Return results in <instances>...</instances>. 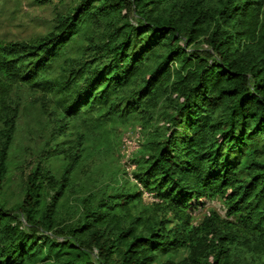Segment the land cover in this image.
I'll return each instance as SVG.
<instances>
[{
    "label": "trees",
    "instance_id": "16d2710c",
    "mask_svg": "<svg viewBox=\"0 0 264 264\" xmlns=\"http://www.w3.org/2000/svg\"><path fill=\"white\" fill-rule=\"evenodd\" d=\"M24 88L57 108L20 204H0V264H154L182 249L160 264H264V0H74L46 34L0 41V191ZM127 122L145 132L135 183L67 206L86 153Z\"/></svg>",
    "mask_w": 264,
    "mask_h": 264
},
{
    "label": "rangeland",
    "instance_id": "374dc122",
    "mask_svg": "<svg viewBox=\"0 0 264 264\" xmlns=\"http://www.w3.org/2000/svg\"><path fill=\"white\" fill-rule=\"evenodd\" d=\"M73 2L74 0H57L54 5L40 7L33 0H0V41H27L46 34L51 30L56 12L62 11ZM43 97V92L25 88L11 97L14 102L20 103V110L9 151L7 175L0 191V204L9 210H14L22 200L27 175L37 164L47 126L54 117L51 112L57 108L54 99ZM144 133L140 124H118L109 135V149L100 153L94 150L86 153L85 160L74 176V186L66 205L72 206L77 197L106 184L124 185L127 181L130 184L135 183L132 178L135 169L133 162L140 158ZM62 164L61 159H52L46 164V169L58 178ZM142 201L149 204L153 198L144 193ZM212 207L220 210L217 202H207L203 210L195 214V218ZM220 212L223 213V210ZM185 254L183 249L160 252L154 264L168 259L179 260Z\"/></svg>",
    "mask_w": 264,
    "mask_h": 264
}]
</instances>
